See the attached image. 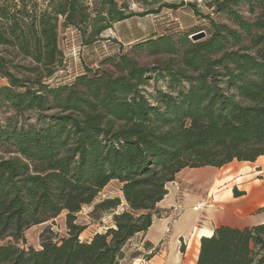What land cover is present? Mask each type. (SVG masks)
Wrapping results in <instances>:
<instances>
[{
	"label": "trees",
	"instance_id": "1",
	"mask_svg": "<svg viewBox=\"0 0 264 264\" xmlns=\"http://www.w3.org/2000/svg\"><path fill=\"white\" fill-rule=\"evenodd\" d=\"M102 2L93 10L85 0H0V77L8 81L0 113L13 114L0 119V144L19 154L0 158V264H121L129 241L161 218L158 205L182 170L264 156V0H210L231 25L211 20L205 41L154 33L134 45L179 54L178 64L148 69L125 55L104 60L116 77L87 68L70 85L48 84L64 62L62 26L89 47L113 23L140 16ZM152 73L168 91L147 93ZM26 113L35 116L27 126ZM112 181L129 209L113 216L114 227L80 240L76 213ZM120 204L109 199L97 209ZM63 212L68 237L41 250L19 246L27 230ZM199 249L196 264H264V223L217 228Z\"/></svg>",
	"mask_w": 264,
	"mask_h": 264
},
{
	"label": "rangeland",
	"instance_id": "2",
	"mask_svg": "<svg viewBox=\"0 0 264 264\" xmlns=\"http://www.w3.org/2000/svg\"><path fill=\"white\" fill-rule=\"evenodd\" d=\"M85 1L93 10L96 8H104L103 0ZM114 1L118 8L121 9L126 7L124 11L127 14L135 13L140 15L135 16L139 17V19L130 20L131 22L127 23V36L132 33L133 35L144 37L150 35L154 31L155 36H172L174 42L177 43L181 36L189 35V37H191L194 34L206 32L208 37L200 41L202 42L209 38L211 20L217 23L231 25L225 15H218L216 13L215 9L210 5V0ZM149 12L154 13L148 14ZM142 14L148 15L142 16ZM116 25L117 24L113 23L112 28L108 29L96 44L89 47L83 45L81 35L77 30L73 28H64L62 26L60 28V49L64 55V62L61 67L55 70V73L48 79L47 83L52 86L70 85L78 76L86 73L87 68L110 72L111 75L116 77L119 74L116 70V65L111 62L104 63V60L107 58L120 59L125 55L135 60L139 67L148 69L166 63L178 64L181 62V55L179 54L176 56L166 53L155 55L147 50V48L144 50L134 48L136 43L130 46L122 45L118 41L119 37L115 31ZM124 30H126V27ZM154 78L155 73H152V77L146 87L148 94H156L155 89L168 91L169 85L167 81L159 78V81L155 82ZM5 86H8V81L0 77V88ZM183 87L185 86L182 85V88ZM4 113L5 116H13L12 112H7L5 110L3 113H0V119L3 118ZM34 122L35 116L26 113L22 123L27 126L28 123ZM3 124L4 121L1 125ZM11 147L10 144H0V158L7 159L18 156L19 154L14 151L15 148ZM263 160L264 156L258 158L256 162L246 163L233 161L220 168V171L213 170L212 175L203 178L193 176L192 172H186L184 178L178 175L172 184L167 185L170 191V198L168 200H172L173 202V197L178 188L180 189V198L183 197L182 193L191 194V192H196L194 186L187 188L188 182L185 179L186 176L190 183L195 186L210 182L206 190V197L198 200L197 197L191 198L188 195L187 197L191 198L188 199V201L191 200L195 202L192 208L183 211L181 215L180 206L175 205L174 208L164 212L161 217L163 219H170L171 222L179 219L178 221L180 224L181 219L187 215V213L191 212L199 203L203 204L205 208H203L204 212L202 211V214L206 212V209L211 208L213 210L215 205H219V203L231 197L233 190H248L250 189L249 186L254 184L255 180L264 179V166L260 165ZM235 166L240 168V171L238 170L239 172L235 171ZM214 179L215 182H213ZM109 199H119L121 201L120 206L115 210L97 209L98 204ZM127 209H129V207L122 192V184L118 181H112L99 193L93 204L84 206L80 212L76 213L75 224L84 228V231L80 235V240L87 241L96 233H104L109 228L114 227L113 216ZM201 224L202 223L195 226L197 230L194 236L187 240V264L196 263L197 259H195V256L197 253L199 254L200 240L204 237L203 235H205L203 234V227L207 226L204 225L200 228ZM161 229L165 230L166 226H162ZM209 229L212 230L211 228ZM68 235L67 213L63 212L59 217L27 230L24 235L26 244L20 241L19 246L26 249L34 248L35 250H41L44 242L59 243L63 238L68 237ZM148 238L149 237L143 234L130 240L125 247V258L121 264H172V256L175 253L181 254V250L179 251L178 249V245L180 244L178 239H170L169 245H167L168 239H166V245L158 246L148 241ZM196 242H199V246H197L198 249L195 248L190 251L189 247L192 246L193 248ZM0 245H2V242H0ZM182 245L184 247L182 250H185L186 245H184L183 241ZM168 246L169 249H167ZM159 256L160 258H155Z\"/></svg>",
	"mask_w": 264,
	"mask_h": 264
},
{
	"label": "crops",
	"instance_id": "3",
	"mask_svg": "<svg viewBox=\"0 0 264 264\" xmlns=\"http://www.w3.org/2000/svg\"><path fill=\"white\" fill-rule=\"evenodd\" d=\"M134 19H139V17H133L129 20L119 22L115 26V31L119 37L118 41L124 46H130L144 39H147L154 33L153 31L150 35L144 36V37L133 35L132 33H130V35L127 36L128 34L127 23L131 22ZM125 27H126V30H124ZM260 165L264 166V160L261 161ZM235 167H236L235 171L239 172L240 168L237 166ZM213 170L220 171V168H215V167H204V168H197V169L187 168V169L182 170L178 175L181 177L183 176L184 178L186 172H192L193 176L195 175V177L203 178V177L212 175ZM185 179L188 182L187 188H191L192 186H194L196 188V192L195 193L191 192V194L182 193L183 197L180 198L179 196L180 189L178 188L173 197V202H172V200H168L170 198V191L167 188L168 194L166 195L164 200L158 205V208L161 210L162 215L167 210L174 208L175 205L180 206V209H181L180 214H181L183 211H186L187 209L192 208V205L195 203V202H192L191 200L188 201V199L197 197L198 200H201L206 197V190L208 189V186H209L208 184L210 182L202 183L199 186H195L190 183L187 176L185 177ZM213 182H215V179L213 180ZM172 183H169V184H172ZM249 187L250 189L248 190H239L238 192L243 193V195L238 196V197L234 195L235 190H233L232 196L229 197L226 201L219 203V205H215L214 209L211 210V213L207 212L208 210H206L204 214L201 213L200 218H199V223L197 222V220L196 221L194 220L195 216L193 214L191 215L192 222L190 223L189 226H186V227L185 225L179 224V221H178L179 219L175 220L174 222H171L170 219L169 220L163 219L161 217L153 223V225L145 233V235L146 237H149L148 241H151L153 244L158 245V246L160 245L164 246L166 239H168L167 245H169L170 239L172 240L178 239L180 242V244L178 245V249L179 251L181 250L180 257L182 256L180 264L182 263L187 264L188 249H187L186 244H187V240L193 237L195 234V230H193L194 229L193 226H198V224L202 223L200 225V228H202L204 225H207L209 228L212 229V232H214L217 228H220L223 226L243 229L246 227H253V226H257V225L264 223V213L261 212V210L264 207V179L255 180L254 184L250 185ZM188 195L191 198H188L187 197ZM162 226H166V229L162 230L161 229ZM182 241L184 245H186L185 250H182L184 248L182 245ZM200 246H201V240H200ZM167 249H169V246ZM199 253H200V249H199ZM160 256L155 257V258H160ZM198 256L199 255L197 253V255L195 256V259H197ZM173 263L178 264L176 263L175 260L173 261Z\"/></svg>",
	"mask_w": 264,
	"mask_h": 264
},
{
	"label": "bare ground",
	"instance_id": "4",
	"mask_svg": "<svg viewBox=\"0 0 264 264\" xmlns=\"http://www.w3.org/2000/svg\"><path fill=\"white\" fill-rule=\"evenodd\" d=\"M209 172V171H208ZM203 173H205V172H203ZM207 173V172H206ZM197 174V173H196ZM195 176V175H194ZM202 176V175H201ZM203 208H204V206H203V204H201V203H199V204H197L195 207H194V209L191 211V212H189V213H187V215H185L182 219H181V223H180V225H185V227L186 226H189L190 225V223L192 222V219H191V215H192V213H195V214H193L195 217H194V220L196 221L197 220V222L199 223V218H200V215H201V213H202V211H203ZM205 209V208H204ZM206 210H208L207 212H209V213H211V208H209V209H206ZM210 215V214H209ZM208 215V216H209ZM212 216V215H211ZM196 222V223H197ZM193 230H197V228H195V226H193ZM208 232V233H207ZM211 233H212V230H210L209 229V227L208 226H204L203 227V234H205V235H203V236H210L211 235ZM197 246H199V242H196L194 245H193V248H192V246L191 247H189L190 248V251L192 250V249H195V248H197ZM198 249V248H197ZM173 258H172V264H175V263H173V261L175 260L176 261V263H178V264H180L181 263V257H180V254H178V253H175L173 256H172Z\"/></svg>",
	"mask_w": 264,
	"mask_h": 264
},
{
	"label": "water",
	"instance_id": "5",
	"mask_svg": "<svg viewBox=\"0 0 264 264\" xmlns=\"http://www.w3.org/2000/svg\"><path fill=\"white\" fill-rule=\"evenodd\" d=\"M206 37H207L206 32H200V33L194 34V35L191 37V40H192L193 42H200L201 40L205 39Z\"/></svg>",
	"mask_w": 264,
	"mask_h": 264
}]
</instances>
